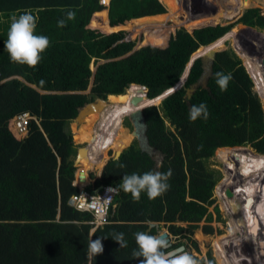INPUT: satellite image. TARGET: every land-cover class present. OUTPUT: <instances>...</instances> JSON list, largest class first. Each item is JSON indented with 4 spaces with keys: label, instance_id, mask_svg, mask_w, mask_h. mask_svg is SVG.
Returning a JSON list of instances; mask_svg holds the SVG:
<instances>
[{
    "label": "trees",
    "instance_id": "trees-1",
    "mask_svg": "<svg viewBox=\"0 0 264 264\" xmlns=\"http://www.w3.org/2000/svg\"><path fill=\"white\" fill-rule=\"evenodd\" d=\"M253 3L238 0L237 7L210 18L176 23L185 27L175 30L148 29L138 48L133 35H139L150 22L162 23L157 18L166 8L158 0H111L109 6L99 0H0V264H140L142 258L132 255L137 249L134 234H161L162 225L175 237L174 247L192 245L202 252L193 235L198 229L207 235L214 233L210 207L215 204L219 176L209 171L204 161L217 149L225 172L236 159L243 178L235 176L233 187L222 196L223 206L234 207L238 224L257 218L258 209L251 206L246 212V200L241 202L239 195L253 170L264 172V108L252 81L264 97L258 51L234 43L248 72L239 59L220 51L204 79L208 69L198 58L185 84L164 100L160 96L180 81L195 52L193 58L223 49L232 32L226 38L224 35L236 25L264 29L259 8L243 10ZM27 11L37 19V34L51 41L34 68L11 62L4 47L9 19ZM69 11L75 13L74 19H67ZM201 16L208 17L204 12ZM62 19L66 26L59 27L57 22ZM94 59L103 62L93 72L90 65ZM217 72L231 74L226 91L216 83ZM106 97L108 103L85 115L80 126L72 124L73 139L69 123L77 120L94 98ZM136 97H140L137 103ZM201 103L207 106L208 118L192 121L190 109ZM143 108V145L124 152L134 138L123 127V118ZM24 113L31 119L28 131L21 134L15 122ZM167 120L174 131L168 129ZM74 141L87 144L83 172L90 165H104L100 178L95 170L87 175L93 180L86 186L89 192L105 185L119 187L125 174L171 169L170 189L155 200L142 193L139 201L120 189L114 201L117 208L112 207L108 223L94 229L91 213L70 204V198L80 190L76 178L79 152L74 164L71 160L76 152ZM244 145L258 154L243 149ZM111 148L123 153L105 162ZM215 212L220 219L217 205ZM151 223L159 226L149 231ZM118 233H124L126 247L112 239ZM98 238L103 252L89 259L88 244ZM239 253L250 260L246 245L242 244ZM224 262L229 264L226 258ZM200 264L219 263L209 252Z\"/></svg>",
    "mask_w": 264,
    "mask_h": 264
},
{
    "label": "rangeland",
    "instance_id": "rangeland-1",
    "mask_svg": "<svg viewBox=\"0 0 264 264\" xmlns=\"http://www.w3.org/2000/svg\"><path fill=\"white\" fill-rule=\"evenodd\" d=\"M187 1L188 0H176V2L171 3V5L172 6L177 5L179 4L178 2H180L182 7H184V3H186ZM253 1L255 3H253L252 6H250L249 8L243 9V10L246 11L252 8H259L262 14L264 15V0H253ZM180 4H179V7L171 6L172 7L171 10L173 14H176L177 12L179 13L181 12ZM188 6H190L189 7L190 10H187L185 8L186 10H184V12L185 11L186 12L182 14L181 16L183 17V19L178 18L176 20V17H170L168 24L160 27L159 29L166 31L167 29L172 28V30H175L181 27H185V26H179L176 23L184 24L185 22L191 19H194L193 21L195 23L197 21L210 18L212 14H215L218 11L229 9L231 7H237L238 0H225L219 3H213V0H190ZM194 7L195 9L198 8L197 11H194ZM203 12L208 17L202 18L201 14ZM185 15H187V19L184 17ZM157 19H159L162 22L161 24L165 23V20L162 21L161 18H157ZM161 24H156L154 22L148 23V25L152 27L159 26ZM186 28H189V27L187 26ZM145 32H146V29H142L139 35L135 34V36L133 35L132 37L133 41L136 40L138 48L140 45H142L141 44L142 41H144ZM231 32H232V37L230 39L228 38L225 41V47L223 49H218L216 51L217 52H220V51L229 52L233 57H236L242 62V65L247 71L244 60L242 59L241 56L238 55L235 49V44L237 43L241 48H244L245 50H252L253 52L258 51V53L260 54L259 59H261L262 57H264V29L258 28V27H251V26H247L244 24H238L230 32L224 35L225 38L230 36ZM141 38L143 39L141 40ZM101 63L102 61L97 62L95 60H92L91 69L95 71L97 69V66ZM252 81L254 84V90L258 94L261 100V103L263 105V108H264V97L261 94V90L253 79ZM86 94H89V92H87ZM99 101H101L99 105L108 103L107 97L106 98H94L91 103L96 104ZM159 105L160 104H158L157 107H159L163 111V109ZM145 108H143V110ZM83 120L84 119L80 121L72 120L69 123V128L72 132L73 139H74V133L72 130V124L76 123L78 126H80ZM122 125L126 130H128V132L134 138L132 139V143L128 146V148L124 149V152L127 151L129 147L131 146L141 148L142 147L141 141L137 138L136 135L134 136V132L136 131V129L134 126L132 114L123 118ZM167 126L169 130L174 131V127L170 125L168 120H167ZM75 143L76 142L74 141V144ZM75 146H76V152L71 157L73 164L77 158V152H79L81 148L86 149L87 144L85 145L75 144ZM241 147L243 149H248V150L250 149L251 151H253V153H257L250 145H244ZM241 151L243 152L245 150H241ZM245 152H248V151H245ZM116 153L117 152L115 151V149L113 148L109 149L107 151L108 156L107 158H105V162H107L108 160L112 158H115ZM253 156H257V155H253ZM84 158L85 156H82L80 158V161H78L79 163H78V166L76 167V175H78L81 170H84L82 166V160ZM115 159H118V158H115ZM235 161L236 159L233 161L232 169L227 173L225 172L226 171L225 163L220 161L219 159L218 149L216 150V152L211 158L204 161L206 168L209 171L216 173L219 176V180L214 190L215 204L212 207H210V210L214 212V218H215L214 221L211 223V225L214 228V233L212 235H207L201 229L196 230L193 235V239L199 243V246L202 252L196 251V249L192 247V245L188 247V250H187L189 253L193 254L199 260V262H201L202 258L205 255L211 252L219 264H225L224 258H226V260H229V264H264V177H263L264 172L262 170L261 174H259L256 169L255 171L253 170L250 176L245 178L247 185L245 189L242 192H240L239 200L241 202L246 200V203H243V208L244 210H246V212L251 211L250 210L251 206L254 208V210L258 209V216L256 219L253 218L252 221L247 218L249 223L238 224V220L236 218V212H234V207L233 206L229 207L226 205L227 206V209H226V207L223 206L224 200L222 199V196H225V193L227 192V190L233 187L232 183H233V180H235V176L241 178ZM103 166L104 165L97 166L94 164V167H93L92 165H90L87 169H85L86 174L88 175L90 171L95 170L96 176H97L101 174ZM247 175H249V173ZM231 180L232 182H230ZM253 180L257 182H253ZM260 180L262 181L261 184H260ZM92 181L93 180H90L88 178L87 184L89 185L90 182ZM77 184L80 188L84 187L83 184H81V182L79 184V181L77 182ZM249 198H251L250 202L248 201ZM237 203L239 202L237 201ZM216 205L218 206L219 211H220V216H221L220 219H218L219 214L215 212ZM229 208H231V210H229ZM239 211L241 213V207L238 209V212ZM240 217L242 218V221H243L242 214ZM180 225L186 226L185 224H180ZM160 232L161 233L168 232V229L163 227L162 225V227H160ZM200 234L204 235V237L201 238ZM251 234L254 235V239H253V235L250 236ZM170 237L173 239L175 238L171 234H170ZM172 241L176 243L175 239ZM182 241L184 242L185 240H182ZM242 244L246 245V249L249 252L250 260L246 257V255L244 256L240 255L239 250H242ZM216 246H217L218 254L216 253Z\"/></svg>",
    "mask_w": 264,
    "mask_h": 264
},
{
    "label": "clouds",
    "instance_id": "clouds-1",
    "mask_svg": "<svg viewBox=\"0 0 264 264\" xmlns=\"http://www.w3.org/2000/svg\"><path fill=\"white\" fill-rule=\"evenodd\" d=\"M75 18V13L69 11L67 19ZM59 27L66 26L65 20H59ZM37 19L30 13L20 14L11 18V23L7 32L6 48L10 60L13 63L36 67L43 59V54L51 46V41L46 35L37 34ZM216 83L221 91H226L231 81V74L217 72ZM209 115L207 106L203 103L193 105L190 109L189 118L192 121L203 117L207 119ZM123 167V165H122ZM172 170L166 173L159 171H147L143 174H125L119 188L124 193L130 194L134 201H139L142 193H146L149 200H155L163 196L169 189V179ZM112 191L111 187L106 190ZM137 249L132 255L140 259V264H200L199 260L188 251L173 254L169 250V241L162 235H153L150 232L140 231L134 234ZM120 247H126L127 241L124 233H118L112 237ZM103 252V243L100 238L91 240L88 244L87 257H96Z\"/></svg>",
    "mask_w": 264,
    "mask_h": 264
},
{
    "label": "built area",
    "instance_id": "built-area-1",
    "mask_svg": "<svg viewBox=\"0 0 264 264\" xmlns=\"http://www.w3.org/2000/svg\"><path fill=\"white\" fill-rule=\"evenodd\" d=\"M102 3L106 5L107 0H102ZM30 119L29 113L21 114L16 118L15 126L21 134L28 131ZM110 187L112 191L106 192ZM119 194L120 188L115 185H105L94 193L89 192L86 187H82L77 194L70 198V204L79 211L91 213L93 216L91 224L96 229L108 223L110 211L114 207L116 196Z\"/></svg>",
    "mask_w": 264,
    "mask_h": 264
},
{
    "label": "water",
    "instance_id": "water-1",
    "mask_svg": "<svg viewBox=\"0 0 264 264\" xmlns=\"http://www.w3.org/2000/svg\"><path fill=\"white\" fill-rule=\"evenodd\" d=\"M196 53V52H195ZM194 53V54H195ZM217 53V51H209L206 53V56H200V57H196V58H193V55L189 61V63L187 64L186 66V69L180 79V81L175 85L173 86L172 88L168 89L167 91H165L162 95L160 96H163V100L165 98H167L168 96H170L171 94L175 93L176 91H178L186 82L187 78H188V75L190 73V70H191V67L193 65V63L196 61V59L198 58H202L205 62V67L208 69L207 73L204 75L203 79L210 73V66H211V61L214 59V56L215 54ZM260 64H261V67L264 71V57H262L260 59ZM194 91V87L190 90H188V93L189 95H191ZM159 96V97H160ZM135 103L139 102L140 101V97H136L135 98ZM101 101L97 102L96 104H92V103H89L80 113L79 117L77 118V120H82L84 119L85 115L91 113V112H95L97 111L100 107H102L104 104H101ZM149 107V106H147ZM142 110H139L138 112H135V113H132V117H133V122H134V126H135V129L136 131L134 132V136L136 135L137 138L141 141L142 145H143V132H144V129H145V126H144V123H143V118H142ZM85 151L86 149L85 148H81L79 150V155H78V158H77V161L78 162L81 158L82 155L85 154ZM122 152H117L116 153V157L115 158H119L121 156ZM258 154V153H257ZM76 178H77V182H84L86 181V179H88V176L85 172L81 171L78 175H76ZM100 189H102V187H100ZM114 208H117V204L114 205ZM155 226H158L157 223H151L150 224V228H149V231L151 228L155 227ZM162 235L169 241V248H171L172 246V243H171V238L169 237V233L168 232H163ZM175 251H173V254H178L179 252H182L184 251V246H181L177 249H174Z\"/></svg>",
    "mask_w": 264,
    "mask_h": 264
},
{
    "label": "crops",
    "instance_id": "crops-1",
    "mask_svg": "<svg viewBox=\"0 0 264 264\" xmlns=\"http://www.w3.org/2000/svg\"><path fill=\"white\" fill-rule=\"evenodd\" d=\"M100 1V4H102V5H104L103 3H102V0H99ZM165 8H166V13L163 15V16H161V19H162V21H164L165 20V22L168 24V21L170 20L169 18L170 17H176V20L179 18V19H183V17H181L182 16V14H184L185 12H184V10H190L189 9V7L190 6H188L189 5V1L190 0H188L186 3H184V7H182V5L180 4V2H178L179 4H180V8H181V12L179 13V12H177L176 14H173V12H172V10H171V8L172 7H179V4H177V5H171V3H175L176 2V0H158ZM110 2H111V0H107V4L106 5H104V6H109L110 5ZM172 6V7H171ZM186 8V9H185ZM183 10V11H182ZM28 13H30V11H27ZM172 15V16H171ZM15 16V15H14ZM17 16V15H16ZM13 17V16H12ZM11 17V18H12ZM175 22V21H174ZM11 23V20L9 19V24ZM151 23V22H150ZM162 26H164V25H160V26H153V27H151L150 28V26H146V30H148V29H154V28H160V27H162ZM95 60V59H94ZM103 62V61H102ZM90 67H91V65H90ZM92 68V67H91ZM92 71L94 72V70L92 69ZM92 81H93V79H92ZM90 93V92H89ZM81 171H84V170H81ZM97 177L98 178H100V174L99 175H97ZM92 182H90V184H91ZM88 185V184H87ZM87 185H85L84 187H86Z\"/></svg>",
    "mask_w": 264,
    "mask_h": 264
},
{
    "label": "flooded vegetation",
    "instance_id": "flooded-vegetation-1",
    "mask_svg": "<svg viewBox=\"0 0 264 264\" xmlns=\"http://www.w3.org/2000/svg\"><path fill=\"white\" fill-rule=\"evenodd\" d=\"M158 226H159V225H158ZM161 234H162V233H161ZM169 237H170V234H169ZM170 238H171V237H170ZM172 240H174V239L171 238L172 246H171V248H169L170 251L179 248V247H174V244H175V243H174ZM183 246H184V251H187V250H188V247H190L189 245H183ZM180 247H181V246H180Z\"/></svg>",
    "mask_w": 264,
    "mask_h": 264
},
{
    "label": "bare ground",
    "instance_id": "bare-ground-1",
    "mask_svg": "<svg viewBox=\"0 0 264 264\" xmlns=\"http://www.w3.org/2000/svg\"><path fill=\"white\" fill-rule=\"evenodd\" d=\"M225 0H213V3H219V2H223ZM259 63H260V59H259ZM261 65V64H260ZM262 157V156H261ZM85 182V181H84ZM82 212V211H81ZM85 213V212H84ZM110 218V217H109ZM109 220V219H108ZM159 225V224H158Z\"/></svg>",
    "mask_w": 264,
    "mask_h": 264
}]
</instances>
